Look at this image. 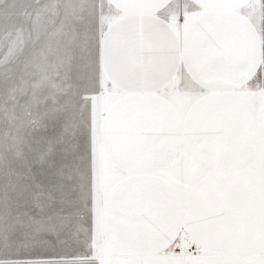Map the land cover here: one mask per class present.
<instances>
[{
	"label": "snow or ice",
	"instance_id": "1",
	"mask_svg": "<svg viewBox=\"0 0 264 264\" xmlns=\"http://www.w3.org/2000/svg\"><path fill=\"white\" fill-rule=\"evenodd\" d=\"M0 264H264V0H0Z\"/></svg>",
	"mask_w": 264,
	"mask_h": 264
}]
</instances>
